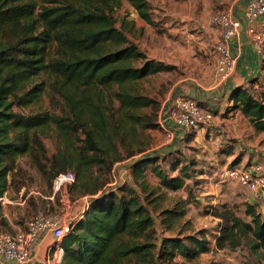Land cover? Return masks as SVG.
I'll return each instance as SVG.
<instances>
[{"label":"trees","instance_id":"16d2710c","mask_svg":"<svg viewBox=\"0 0 264 264\" xmlns=\"http://www.w3.org/2000/svg\"><path fill=\"white\" fill-rule=\"evenodd\" d=\"M129 2L140 17L153 22L148 0ZM115 4L0 0V197L14 185L12 173L26 155L50 182L60 172L73 171L71 193L90 196L83 216L62 239L57 264H159L210 250L205 235L175 232L186 215L180 202L160 211L170 234L160 237L159 244L157 218L146 200L157 192L186 190L188 178L200 170L196 161L175 157L167 168V158L159 162V155L137 157L130 165L131 179L117 189L107 187L113 164L144 152V131L155 125L144 111L155 101L139 90V82L171 69L129 41L127 26H117ZM47 90L59 95L62 113L24 111L40 103ZM230 99L227 111L240 109L264 131V90L254 93L251 87L237 86ZM52 132L59 145L49 155L44 138ZM176 170L178 175L172 173ZM150 172L158 177L155 187L148 181ZM246 213L251 220L227 208L215 213L223 221L217 247L235 248L249 238L252 252L264 251V212L258 200L246 205ZM7 230L11 224L0 204V233Z\"/></svg>","mask_w":264,"mask_h":264},{"label":"rangeland","instance_id":"374dc122","mask_svg":"<svg viewBox=\"0 0 264 264\" xmlns=\"http://www.w3.org/2000/svg\"><path fill=\"white\" fill-rule=\"evenodd\" d=\"M148 2L152 23L140 17L129 0H116L114 16L117 26L126 25L125 33L130 42L138 45L149 58L160 61L171 69L151 74L139 82V90L155 101L144 110L153 117L155 125L144 131L145 142L148 143L144 152L136 154L135 157L126 156L113 164L107 187L117 189L124 181H129L130 165L137 157L159 155V162L164 158L170 159L163 160L167 168L175 157L183 159V162L194 160L200 170L188 178L186 190L169 191L167 194L157 192L149 198L151 201L146 200L150 211L157 218L154 227L159 236V244L160 237L170 234V231H164L160 211L180 202L185 206L186 215L179 221L175 232H182V235H205L210 241V250L192 258L177 255L173 259L160 261L159 264H264V251L252 252L249 238H244L243 243L235 248L229 245L224 248L217 247L216 237L223 221L215 215L227 208L234 210L243 219L251 220L246 213V205L255 202L250 191L239 182L222 176L221 172L231 165L244 166L252 161L264 164V131L257 130L240 109H226L219 115L218 124H212L200 129L201 131L188 132L181 146L177 145L174 131L169 128L173 122L169 117V105L179 96H190L178 92H189V89H199L197 92L200 93L209 92L208 89L220 81L215 60L217 41L213 38L214 33L218 37L220 34L212 19L219 12L232 11L230 9H233V0ZM254 80L249 84L251 90L254 93L263 91L264 80ZM208 99L209 102L218 103L215 96ZM211 107L215 108L214 105ZM38 109L58 113L64 111L59 95L50 90L44 92L40 103L24 111ZM55 132L44 138L49 155L55 153L59 145ZM140 133L142 132L139 129ZM172 173L178 175L179 171ZM12 180L14 185L8 193L5 192L6 199L4 194L1 196L4 200L0 201L11 224V230L7 232L25 229L28 221L38 212L54 215L62 222H74L84 213L90 197L73 195L70 186H67L51 198L53 189L50 190V185H53L54 179L50 182L31 163L28 155L18 160ZM148 181L155 187L158 177L150 172ZM50 191L52 192L48 195ZM157 195L160 196L156 197ZM258 203L264 212V195Z\"/></svg>","mask_w":264,"mask_h":264},{"label":"built area","instance_id":"2783aa9c","mask_svg":"<svg viewBox=\"0 0 264 264\" xmlns=\"http://www.w3.org/2000/svg\"><path fill=\"white\" fill-rule=\"evenodd\" d=\"M248 20L264 19V0H248L245 11ZM213 23L219 31L216 42L215 55L217 70L221 80H227L236 70L237 56L233 54L230 47V40L240 32L242 21L234 15L232 11L219 12L213 16ZM252 34L254 46L262 51L264 49V34L254 26H248ZM170 118L172 121L187 132L199 131L212 124L215 113L210 107L201 104L192 96H179L169 105ZM224 176L239 182L246 187L255 200H259L264 195V164L252 161L247 165H233L224 169ZM76 180L73 171L58 173L53 180V194L67 186L72 185ZM88 197V196H87ZM3 197H0V201ZM89 199L86 204L89 205ZM72 222H62L54 215L38 212L27 223L23 230L17 232L0 233V258L8 262L25 264L31 255L34 244L42 233L52 231L58 255L56 261L61 259L63 254L62 239L70 231ZM55 264V261L49 263Z\"/></svg>","mask_w":264,"mask_h":264},{"label":"crops","instance_id":"0c3cea01","mask_svg":"<svg viewBox=\"0 0 264 264\" xmlns=\"http://www.w3.org/2000/svg\"><path fill=\"white\" fill-rule=\"evenodd\" d=\"M247 3L248 0H233L231 4L232 6L231 8H233L234 10L230 9L234 12V15L237 16L242 21V26L239 34L233 37L229 43L233 54L237 56V67L234 73L224 82H222L223 80L220 79L218 83L214 84L213 86L210 85L211 87L210 89H208L209 92H202V93L197 92V90L199 89L197 90L189 89V92H185V91L178 92L180 94H189L190 96L200 101L201 104L206 107H210L213 109V107L211 106L214 105L215 108L213 109V111L215 113V118L214 121L212 122L213 125L218 124V121L220 122L219 115L221 116L225 112L227 107L230 104H232V101L230 99V93L235 87L237 86L249 87L251 80L254 79H258L259 81L264 80V49L262 51H259L254 46L252 42V34L248 30V26L252 25L257 30L261 31L264 34V19L260 18L253 21L248 20L245 14ZM213 38L215 41H217L218 34L214 33ZM211 96H215V99L218 101V103H215L214 101L209 102L208 98ZM206 102H208V104L211 105L208 106ZM217 110H219V113H217ZM169 128L174 131L173 134L176 138L177 145L181 146L182 143L185 142L186 134L188 132L182 129L181 127L177 126L174 122H171ZM199 133L200 132H198V134ZM8 192L9 190L7 191V193ZM7 193L4 195V199H6ZM85 196L86 195L80 197L82 198ZM87 207L88 205L86 206V208ZM82 216L83 213L80 214L76 218V220H78ZM57 255H58V246H56L55 236L52 231H47L42 233V235L38 238L37 242L34 244L31 250L30 258L25 264H49L53 261H55V264H57L61 260L60 259L56 261ZM0 264H17V263L8 262L3 258H0Z\"/></svg>","mask_w":264,"mask_h":264}]
</instances>
